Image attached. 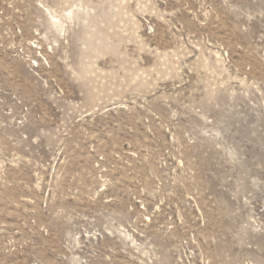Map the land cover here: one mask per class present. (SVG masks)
<instances>
[{"label":"rangeland","instance_id":"1","mask_svg":"<svg viewBox=\"0 0 264 264\" xmlns=\"http://www.w3.org/2000/svg\"><path fill=\"white\" fill-rule=\"evenodd\" d=\"M0 264H264V0H0Z\"/></svg>","mask_w":264,"mask_h":264}]
</instances>
